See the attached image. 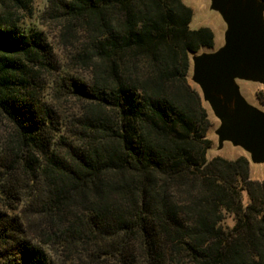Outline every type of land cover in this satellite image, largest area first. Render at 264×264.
Masks as SVG:
<instances>
[{
  "label": "trees",
  "instance_id": "obj_1",
  "mask_svg": "<svg viewBox=\"0 0 264 264\" xmlns=\"http://www.w3.org/2000/svg\"><path fill=\"white\" fill-rule=\"evenodd\" d=\"M29 1L0 0V264H264V177L242 155L207 159L187 82L212 30L182 0L20 16Z\"/></svg>",
  "mask_w": 264,
  "mask_h": 264
},
{
  "label": "water",
  "instance_id": "obj_2",
  "mask_svg": "<svg viewBox=\"0 0 264 264\" xmlns=\"http://www.w3.org/2000/svg\"><path fill=\"white\" fill-rule=\"evenodd\" d=\"M198 2L217 12L225 24L222 44L215 49L213 44L209 51L189 53L191 79L199 88L196 91L219 122L214 129L216 145L211 144L207 151L221 149L229 141L242 149L250 178L263 179L264 110L249 102L237 81L264 85V0ZM251 163L261 168L256 174Z\"/></svg>",
  "mask_w": 264,
  "mask_h": 264
},
{
  "label": "rangeland",
  "instance_id": "obj_3",
  "mask_svg": "<svg viewBox=\"0 0 264 264\" xmlns=\"http://www.w3.org/2000/svg\"><path fill=\"white\" fill-rule=\"evenodd\" d=\"M186 5H188L192 9L193 17L190 22V28L196 29L200 26H207L214 32V47L213 49L217 48V46L222 44L221 40L224 38V31H225V24L222 20V18L219 16L217 12L214 10H211L208 6L203 7L204 3L198 2V0H182ZM208 3V2H207ZM46 4V0H30L28 3L27 10H24L21 13L19 12L20 16H29L33 15L35 17L40 13L43 9V7ZM35 27L38 29H41L45 32L47 35V38L51 45L53 46L54 50L59 52L62 48L61 45L58 43V40L56 38V24L54 22H51L47 19H38L34 22ZM210 49H207L205 47L200 48L196 53L203 52V51H209ZM192 69H191V61H190V67L187 72V82L190 84L191 87H193L195 90H199L198 86L192 81ZM240 87L241 93L249 99V102L258 106L262 110H264V104L259 102L255 96V93L257 91H264V85L249 81H237ZM62 103L64 104L65 108H68L70 105L69 100L62 99ZM202 103V101H201ZM205 108L208 118L211 122V127L207 131V137L212 142V147H215L216 145V135L214 133V129L218 126L219 122L215 117L212 115L207 103L202 104ZM239 155H244L242 152V149L238 146H234L231 142L226 141L221 149H218L217 147L214 149H209L207 151V158L213 157V156H222L228 159H233ZM259 164L251 163V167L253 170V174H256L260 167H258ZM243 201L246 203L248 201V198L245 193H243ZM225 224L227 226H231L233 224V221L231 217H228L225 220Z\"/></svg>",
  "mask_w": 264,
  "mask_h": 264
},
{
  "label": "crops",
  "instance_id": "obj_4",
  "mask_svg": "<svg viewBox=\"0 0 264 264\" xmlns=\"http://www.w3.org/2000/svg\"><path fill=\"white\" fill-rule=\"evenodd\" d=\"M261 180V179H260Z\"/></svg>",
  "mask_w": 264,
  "mask_h": 264
}]
</instances>
